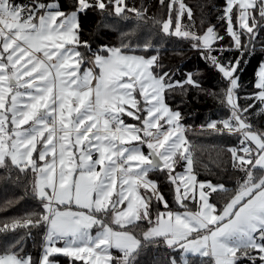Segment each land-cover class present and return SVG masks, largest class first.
Wrapping results in <instances>:
<instances>
[{
	"label": "snow or ice",
	"instance_id": "1",
	"mask_svg": "<svg viewBox=\"0 0 264 264\" xmlns=\"http://www.w3.org/2000/svg\"><path fill=\"white\" fill-rule=\"evenodd\" d=\"M67 7L61 0H0V169L8 173L0 180L10 181L12 170L17 182L34 176L30 191L38 202V210L0 223L3 235L25 230L0 241V264H60L59 257L70 264H139L146 248L161 244L181 252L182 264H189V256L211 264H264V130L251 122L255 104L238 103L242 63L264 31V0H225L219 19L229 47L220 43L224 37L215 26L198 33L182 24L185 15L189 21L194 15L183 0H168L167 19L155 21L164 35L191 42L226 81L223 102L230 115L207 127L237 137L239 147L228 151L244 178L221 209L210 197L228 189L197 180L182 114L166 103L175 88L204 91L199 73L174 81L171 72H157L163 67L159 48L135 30L123 34L128 40L122 38L119 47L102 46L94 54L97 72L82 70L80 48L91 46L81 40V13L111 9L122 19L128 13L143 23L151 18L126 0H70ZM136 50L144 54H129ZM230 51L239 55L225 62L221 57ZM254 87L246 99L264 106V63ZM262 114L264 107L255 113ZM180 162L185 170L176 173ZM153 172L166 173L184 211L171 210L150 178ZM154 202L165 211L154 209ZM144 221L149 227L137 234ZM32 229L44 230L38 257L25 252Z\"/></svg>",
	"mask_w": 264,
	"mask_h": 264
},
{
	"label": "trees",
	"instance_id": "2",
	"mask_svg": "<svg viewBox=\"0 0 264 264\" xmlns=\"http://www.w3.org/2000/svg\"><path fill=\"white\" fill-rule=\"evenodd\" d=\"M18 2L29 3L30 0H18ZM65 4V10H68L70 0H61ZM183 2L192 9L194 15L191 21L187 16L182 19L183 25L191 27L192 31L203 33L209 26H215L216 31L224 37L220 43L229 47L230 37L226 33V24L219 19L223 15L225 0H183ZM130 7L146 9L147 16L151 19L147 23L137 21L134 14L128 13V19H122L115 16L109 9L101 12L98 9H90L86 13L80 14L81 40L87 41L91 46L90 50L81 47L80 51L84 54L85 62L97 53L102 46L119 47L124 33L137 31L141 36H151L154 44L159 48L160 63L162 68L157 72H171L174 81H183L189 72L199 73L195 78L199 80L204 91L189 89L183 93L181 89L170 90L166 95V103L175 111L182 114L181 123L185 127V136L193 146L194 155V174L198 181H210L213 184H223L227 193H214L210 197V202L215 204L218 209L231 199L239 187V182L244 178V173L233 167V158L228 151L229 148L239 147V141L236 136H222L209 129L207 125L212 121H221L227 119L230 111L224 103V89L226 81L222 79L221 74L211 68L201 57L200 53L191 47V42L180 39L175 36H166L160 31V25L155 23L157 20H166L168 17L167 3L162 6L159 0H126ZM175 16V13H173ZM127 42L128 38H124ZM135 45L136 38H131ZM135 54H144L136 50ZM155 54V53H153ZM239 53L236 51L225 52L221 57L225 62L234 59ZM246 63H242L243 71L240 73L241 88L238 89V103L241 106L255 104V108L250 110L252 115L251 122L257 129L264 130V114L255 115L261 107L258 101L246 99L253 96L257 91L254 87L256 82V73L259 67L264 63V31L260 32L257 38L254 53L245 56ZM85 64V63H84ZM147 151V150H146ZM184 163L180 162L176 166V173L184 170ZM16 172L12 170L11 180H0V223L9 222L14 219L24 217L27 213L38 210V202L31 196V180L21 178L16 181ZM8 175L4 169H0V176ZM163 194L169 207L174 212H182L175 200V188L167 178L166 173L153 172L150 174ZM13 201L11 205L7 201ZM188 205L195 202H188ZM190 207V206H188ZM153 208L159 211H165L162 204L153 203ZM156 212L153 211V216ZM149 227L146 221L141 223L137 234L142 233ZM21 229L16 233L0 234V241H12L24 233ZM44 230L32 229L30 238L25 239V252L33 257H38L43 243ZM114 255H120L117 250ZM182 253L166 248L163 244L160 246H149L139 258V264H169L171 257H175L177 264H182ZM60 264H70L64 257L58 258ZM189 264H211L209 258H200L189 256ZM80 264V262H77ZM240 264H250L247 260H242Z\"/></svg>",
	"mask_w": 264,
	"mask_h": 264
},
{
	"label": "rangeland",
	"instance_id": "3",
	"mask_svg": "<svg viewBox=\"0 0 264 264\" xmlns=\"http://www.w3.org/2000/svg\"><path fill=\"white\" fill-rule=\"evenodd\" d=\"M129 54H135V53H129ZM136 55H139V54H136ZM93 56L90 58V60H89V62H88V60H87V63L85 62V64H83L82 66H81V68H82V70L84 69V68H91V69H93V71L94 72H97L98 71V69H96L95 68V66H94V64H93ZM93 84H95V81H93ZM125 118V116L123 117V119ZM126 123H128V124H138V121H135L134 123H129V122H126ZM183 125V124H182ZM184 126V125H183ZM184 129H185V127H184ZM184 134H185V132H184ZM145 151V150H144ZM185 170V169H184ZM184 170H182V171H180V172H177V173H183L184 172ZM151 178V177H150ZM152 180H154L153 178H151ZM155 181V180H154ZM174 188H175V186H174ZM188 206H190L189 207V209L190 210H192V211H195L196 209H197V204H196V207H191V206H194L193 204H191V205H188ZM113 227H116L115 225H113ZM93 231H95V229L93 230ZM115 249H112V251H114Z\"/></svg>",
	"mask_w": 264,
	"mask_h": 264
},
{
	"label": "crops",
	"instance_id": "4",
	"mask_svg": "<svg viewBox=\"0 0 264 264\" xmlns=\"http://www.w3.org/2000/svg\"><path fill=\"white\" fill-rule=\"evenodd\" d=\"M124 120H125V122H129V123L135 122V120H133L131 117H128V116H125ZM144 150L146 151L147 149L145 148ZM184 169H185V166H184Z\"/></svg>",
	"mask_w": 264,
	"mask_h": 264
}]
</instances>
